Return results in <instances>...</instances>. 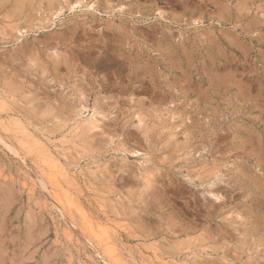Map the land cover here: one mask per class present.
<instances>
[{
    "label": "rangeland",
    "instance_id": "1",
    "mask_svg": "<svg viewBox=\"0 0 264 264\" xmlns=\"http://www.w3.org/2000/svg\"><path fill=\"white\" fill-rule=\"evenodd\" d=\"M0 264H264V0H0Z\"/></svg>",
    "mask_w": 264,
    "mask_h": 264
},
{
    "label": "bare ground",
    "instance_id": "2",
    "mask_svg": "<svg viewBox=\"0 0 264 264\" xmlns=\"http://www.w3.org/2000/svg\"><path fill=\"white\" fill-rule=\"evenodd\" d=\"M83 114V113H82ZM87 118V117H86ZM88 119V118H87ZM92 119V118H91ZM89 120V119H88ZM93 120V119H92ZM91 120V121H92ZM87 121V120H86ZM90 122V121H89ZM89 122H87L89 125H90V123ZM92 125V124H91ZM95 128V127H94ZM63 205V204H62ZM61 206V205H60ZM71 220H72V218H71ZM72 221H74V220H72ZM73 225V224H72ZM68 227V226H67ZM74 227H77V226H74ZM103 257H105V256H103ZM105 259H106V257H105ZM108 259V258H107ZM104 262H105V260H103ZM106 263H109V262H106ZM110 263H111V261H110Z\"/></svg>",
    "mask_w": 264,
    "mask_h": 264
}]
</instances>
